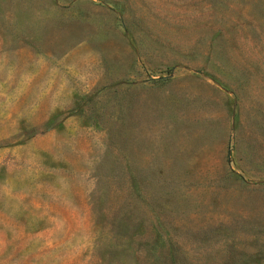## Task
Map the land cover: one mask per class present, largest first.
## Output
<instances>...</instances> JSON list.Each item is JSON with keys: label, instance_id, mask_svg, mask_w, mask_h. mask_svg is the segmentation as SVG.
I'll list each match as a JSON object with an SVG mask.
<instances>
[{"label": "rangeland", "instance_id": "rangeland-1", "mask_svg": "<svg viewBox=\"0 0 264 264\" xmlns=\"http://www.w3.org/2000/svg\"><path fill=\"white\" fill-rule=\"evenodd\" d=\"M0 264H264V0H0Z\"/></svg>", "mask_w": 264, "mask_h": 264}]
</instances>
